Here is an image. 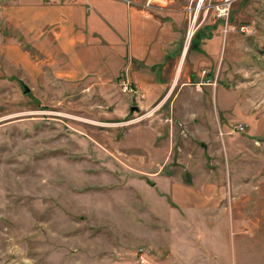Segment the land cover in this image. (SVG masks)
Segmentation results:
<instances>
[{
    "label": "rangeland",
    "instance_id": "1",
    "mask_svg": "<svg viewBox=\"0 0 264 264\" xmlns=\"http://www.w3.org/2000/svg\"><path fill=\"white\" fill-rule=\"evenodd\" d=\"M219 2L190 48L205 6L232 26L204 46L208 86L150 106L125 72L63 89L0 9V264H264V0Z\"/></svg>",
    "mask_w": 264,
    "mask_h": 264
},
{
    "label": "crops",
    "instance_id": "2",
    "mask_svg": "<svg viewBox=\"0 0 264 264\" xmlns=\"http://www.w3.org/2000/svg\"><path fill=\"white\" fill-rule=\"evenodd\" d=\"M166 1L171 8L157 11L127 7L123 0H0V9L5 25L21 30L23 42L48 59L49 73L61 75L63 89L111 90L125 72L135 84L134 93L141 95L139 101L150 106L161 90L207 87L200 77L211 66L204 46L212 38L223 42L227 37L224 20L209 17L205 6L198 31L211 39L192 55L196 33L186 41L184 10L191 3L203 6L212 0H186L185 5ZM5 49L10 51L8 45ZM13 50L21 58L27 53L17 45ZM185 73L187 79L181 83Z\"/></svg>",
    "mask_w": 264,
    "mask_h": 264
},
{
    "label": "built area",
    "instance_id": "3",
    "mask_svg": "<svg viewBox=\"0 0 264 264\" xmlns=\"http://www.w3.org/2000/svg\"><path fill=\"white\" fill-rule=\"evenodd\" d=\"M166 0H123V3L127 6V7H139L142 10H151V9H163L166 7L165 2ZM231 2H233V0H220L218 6L215 7L217 14V17H225L227 18L229 10H230V4ZM195 5V4H194ZM191 4H189L184 12L186 14V23H187V29H186V41H188V36L190 34V32H192V35H194L195 31L197 30L195 28L196 25V14L197 12L200 10V4L197 3L195 6ZM208 9H210V7L207 6ZM227 31V23L225 24V29L224 32ZM239 31L241 33H248V29L246 27H240ZM204 73V72H203ZM121 91L123 93H130L132 92V85L129 83V81L126 79L122 82L121 85ZM235 129L242 133L244 131V126H242L241 124L237 125L235 127ZM140 258L141 260H143V256L145 254L142 253V251H140Z\"/></svg>",
    "mask_w": 264,
    "mask_h": 264
},
{
    "label": "water",
    "instance_id": "4",
    "mask_svg": "<svg viewBox=\"0 0 264 264\" xmlns=\"http://www.w3.org/2000/svg\"><path fill=\"white\" fill-rule=\"evenodd\" d=\"M28 88L23 86V93H28ZM134 111H138V108L137 107H131L130 108V112H134Z\"/></svg>",
    "mask_w": 264,
    "mask_h": 264
},
{
    "label": "bare ground",
    "instance_id": "5",
    "mask_svg": "<svg viewBox=\"0 0 264 264\" xmlns=\"http://www.w3.org/2000/svg\"><path fill=\"white\" fill-rule=\"evenodd\" d=\"M190 34H191V32H190ZM190 34H189V35H190Z\"/></svg>",
    "mask_w": 264,
    "mask_h": 264
}]
</instances>
